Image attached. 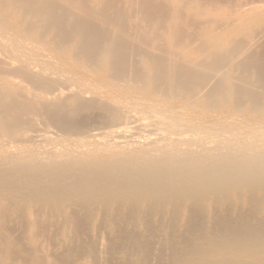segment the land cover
<instances>
[{
  "label": "bare ground",
  "instance_id": "obj_1",
  "mask_svg": "<svg viewBox=\"0 0 264 264\" xmlns=\"http://www.w3.org/2000/svg\"><path fill=\"white\" fill-rule=\"evenodd\" d=\"M0 264H264V0H0Z\"/></svg>",
  "mask_w": 264,
  "mask_h": 264
}]
</instances>
